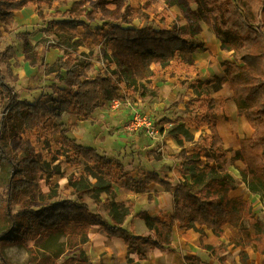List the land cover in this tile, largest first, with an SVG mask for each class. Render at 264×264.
I'll use <instances>...</instances> for the list:
<instances>
[{
	"label": "trees",
	"instance_id": "obj_1",
	"mask_svg": "<svg viewBox=\"0 0 264 264\" xmlns=\"http://www.w3.org/2000/svg\"><path fill=\"white\" fill-rule=\"evenodd\" d=\"M71 1L0 0V20L12 22L17 12L30 6L56 9L54 14H47L52 18L47 20L48 26L70 38L94 42L97 37L105 36V45L111 48L113 55L132 66L134 77L129 73L128 85L135 87L143 98L159 95L158 88L151 86V83L150 87L145 85L154 76L152 64L168 68L178 62L187 67L190 73L194 53L203 49L196 38L198 33L193 15L190 16L192 23L184 26L175 24L171 29L163 30L152 26L137 28L133 26L134 21L146 14L122 1L114 0L116 8L109 9L102 6V0H76L71 9L65 12L59 10L60 6L68 5ZM206 6L208 10L203 20L210 30L217 37L224 34L237 38L241 43V47L235 50V63L223 77L213 80L198 78L191 85L194 96L187 108L199 107L196 116L198 124L207 125L211 135L204 136L199 143L195 142V153L181 164L180 173L184 181L175 189L167 178H162L156 172L143 173L144 180L139 182L126 172L120 176L124 188L139 193H147L150 183H157L173 192L174 215L169 221L153 218L145 212L138 214L137 217L153 232L151 236H134L123 228L133 214V206L117 204L111 176L97 171L99 168L104 171L105 167L112 165V159L106 154L79 144L61 124L59 134L63 154L59 156H66L70 164L81 165L85 162L94 168H87L79 177H68L76 200L55 201L58 186H51L50 191L44 193L39 185L46 174L42 156L29 141L21 138L26 132L43 130L53 119L61 118L62 112H72L77 118L87 119L102 105V99L110 101L117 96L123 83L122 77L114 78L106 74L91 78L88 74L90 64L81 65L77 75L68 73L74 79L76 90L69 92L53 86L57 99L51 97V105L48 106L42 99L36 103L19 100L6 84L0 70V99L4 102L8 117L7 120H0V170L5 181V191L0 192V264H17L8 253L12 248L26 251L28 260L22 264H89L84 247L94 225L102 226L109 236L123 239L129 255L136 254L140 260H145L146 253L141 251V244L162 251L172 250L171 232L175 224L201 234L205 233L206 228L222 236L224 226H239L248 220L255 229V238L247 230L241 235L247 243L256 242L259 251L264 254V222L256 218L250 202L230 196L235 180L227 169L229 151L225 149L219 133L212 102V91L219 84L229 83L240 114L248 118L254 130L251 138L240 141L241 148L232 161L239 160L246 166L240 170L242 181L252 193L261 196L264 204V0H206ZM84 16L95 20L100 18L103 25L92 30L82 20ZM80 28L84 30L83 35L79 32ZM223 47L226 48V45L223 44ZM113 65L112 62L109 68ZM113 74L117 75V72ZM171 124L173 128L169 134L179 145L182 146L183 140L194 142V136L184 123ZM11 139L19 140L20 152L11 146ZM90 177L96 182H90ZM88 192H92L96 202L100 201L101 194L108 196L104 208L113 224L106 223L100 215L91 212L83 199ZM14 205L20 206L21 210L14 213ZM70 252L72 255L65 258ZM241 259L244 264L245 257ZM187 261L193 264L194 259L187 258ZM128 264L140 263L129 256Z\"/></svg>",
	"mask_w": 264,
	"mask_h": 264
},
{
	"label": "rangeland",
	"instance_id": "obj_2",
	"mask_svg": "<svg viewBox=\"0 0 264 264\" xmlns=\"http://www.w3.org/2000/svg\"><path fill=\"white\" fill-rule=\"evenodd\" d=\"M119 1L124 2L125 5L133 9H149V12L146 13L148 16L147 18H141L139 22H137V25L134 21L133 26L137 28L152 26L157 30L171 29L175 23L180 25L192 23L189 17L190 14L194 15V27L198 33L196 38L202 42L203 45V49L198 50L199 53L210 55V60L218 63L225 69V72L235 63L234 52L241 47V43L237 38L228 37L224 34L217 37L211 32L210 28L203 20L208 10L206 0H187L185 3L186 11L178 16H171V14L165 13V11L162 10V6L151 7V2L148 0ZM113 2L114 0H102L101 3L105 8L115 9L116 5ZM115 2H118V0ZM72 4L73 2L69 3L67 6H60L59 10L61 12L69 10ZM190 5L193 10L190 9ZM123 10L124 9H122L121 12H123ZM55 12L56 9L54 8L48 9L47 7L38 8L32 6L27 8L24 12L16 13L12 22H3L0 20V70L6 84L12 88L19 100H28L29 102L36 103L38 100L42 99V101L48 103V106H50L51 97L57 99V96L53 93L52 87L57 86L69 92L75 91L74 79L68 75V73L71 72L77 75L81 70V65L90 64L88 71L90 73L89 77L91 78L104 76L106 74H111L114 78H116V76L122 77L123 83L120 84L119 89L121 93H117V96L110 102L115 103L116 100H130V103L134 105L141 100H145L148 104L147 106H155V101H157L158 96H148L146 98L140 96L141 100L131 96L132 93L135 92V87H129L127 76L130 73L131 77H134L133 68L129 62L113 55L111 48L105 45V36L97 37L93 42L90 39L70 38L65 35H60L47 24V20L52 19L48 17L47 14H54ZM84 17L85 18L82 20L87 22L92 30L96 26L103 25V21L100 18L95 20L91 19L90 16ZM151 17L153 19H151ZM168 17H170L169 20ZM56 20L58 19L56 18ZM107 30L108 29L104 31L105 34ZM79 32L83 35V28H80ZM210 38H212V40ZM223 44L226 45V48L223 47ZM209 51L210 53L207 54ZM112 62L114 65L110 69L109 65H111ZM171 68L172 69H169L175 71L173 74L177 75L178 80L175 86L176 90L173 92L171 89L174 100H172L168 110L164 109L162 112L156 111L155 122L159 128H163L168 122L176 124L184 123L186 128L194 136V142L183 140L182 146L177 142V150H179L177 156L179 159L181 158V162L183 163L187 160L188 155L195 153V142H201L202 138L211 135V132L207 125L203 123L198 124L196 116L198 111H200L199 107L194 106V108L190 110L187 108V104L194 96L191 85L197 80V76L200 75L196 65L192 68L190 67L191 75L188 74L186 70L187 67L185 66L173 65ZM113 72H117V75H114ZM145 85L147 86L148 84L145 83ZM224 87V84H219L218 87L212 91V102L218 106V111H221V108L224 109V116L219 114L220 117L218 119L222 132H229V120L227 111H225L229 99L224 95L229 88ZM236 105L240 113L239 105L237 103ZM169 114H171V118L168 117ZM70 115L71 117L76 116L72 112ZM7 118L4 102L2 103L0 99V120H7ZM73 120L74 125L71 126ZM82 120L83 119L80 118H70L65 115V123L63 122V117L55 118L42 131L26 132L21 136L24 141H29L34 150L42 156V163L46 174L43 176V180L40 181L39 185L43 192L48 193L51 186H58V197L55 201L76 200L77 196L74 194L73 188L69 185L68 177L70 175L79 177L81 174H84L87 168H94L92 164L89 165L85 162L81 165L70 164L66 156H59V154H63L59 127L61 124H64L66 128L77 127L78 121ZM55 128H58V130H55ZM171 128L168 132H170ZM57 133L59 135H57ZM231 135L234 139L239 137L234 131L231 132ZM153 139L156 138H151V140ZM10 144L17 152L21 151V144L18 139H11ZM132 151H129V153L126 152V156H134L135 152L133 151L134 153H132ZM153 154L156 158H159L162 153L155 151ZM70 156H73L72 153H70ZM112 161V165L105 167L104 171L100 168L97 171L105 175H110L114 183L120 180L121 174L125 172V167L120 159L114 158ZM239 178L242 181L241 174H239ZM4 182V177L0 170V192L2 193L5 191ZM90 182L95 183L96 180L90 177ZM234 184H236V181ZM249 193L258 196V203L254 205V212L256 216L264 222V204L262 203L261 196L251 191H249ZM233 195H236V193H233ZM83 199L89 206L95 204H97L98 207L101 206V202H96L92 198V192L85 193ZM93 208L96 209L97 207L93 206ZM12 210L14 213H17L21 210V207L14 205ZM99 210H102V208ZM8 253L17 264H22L28 260L26 251L21 248H12L8 250ZM71 255V252L67 253L65 258ZM61 261L62 259L59 263Z\"/></svg>",
	"mask_w": 264,
	"mask_h": 264
},
{
	"label": "crops",
	"instance_id": "obj_3",
	"mask_svg": "<svg viewBox=\"0 0 264 264\" xmlns=\"http://www.w3.org/2000/svg\"><path fill=\"white\" fill-rule=\"evenodd\" d=\"M75 1L72 0L71 2L74 3ZM148 1L151 2V7L162 6V10L165 13L171 14V16H178L186 11L185 3L187 0ZM26 9L19 11V13L24 12ZM138 9L142 10L145 14L149 12V9L146 10V8H137L135 10ZM190 9L193 10L191 5ZM147 17L146 14L142 19ZM140 19L135 20L136 25ZM151 19L153 18L151 17ZM169 19L170 17H168ZM175 24L179 26L187 25ZM211 32L213 33L212 30ZM210 39L212 40V38ZM210 58V55L200 54L198 50L194 53V65L192 67L196 65L199 71L200 75L197 76V79L213 80L216 77L224 76L225 69L215 61H211ZM177 63L174 62L171 66L180 65ZM171 66L162 68L156 64L151 65L154 76L150 82L146 81L145 83L148 84V87H150L151 83V86L159 89L158 99L155 101L154 107L147 106L148 104L145 100H141L140 94L137 91L132 93L131 96L141 101L134 105L130 103V100H116L115 103H112L110 102L111 100L102 99V105L89 115L88 119L78 121L77 127H65L68 130V134L81 145L93 147L98 153L106 154L111 159H120L125 167L124 171L129 173L138 182L144 180L143 173L156 172L162 178H167L175 189L181 181H184V178L179 173L182 160L177 156L179 154L177 141L168 132L172 127L171 122L160 128V136L153 140L143 132L132 135L126 134L121 129L128 120L131 107L138 106L149 111L154 119L156 111L162 112L164 109H169L172 100H174L172 90L173 92L176 90L175 86L178 81L177 75L173 74L175 71L170 70L172 69ZM88 74L90 75V73ZM188 74L191 75L190 73ZM224 86V88H229L224 94L229 99L227 108L225 109L229 120V132H222L218 119L220 115L224 116V109L221 108V111H218V106L214 102L213 104L215 105L217 114L219 133L225 149L229 151L227 155V169L236 181L230 196L232 198L241 197L250 202L254 212V205L258 203V196L249 193L250 190L239 178V174H241L240 170H244L246 166L239 160L232 161L236 156L235 153L237 154V151L241 148L240 141L251 138L254 130L248 118L239 113L230 84L226 82ZM118 93H121V90ZM70 113H61L64 123L65 115L70 118H77L76 116L71 117ZM170 115L168 116L169 118H171ZM72 125H74V120L71 122ZM55 130H58V128H55ZM35 131L39 132L42 130ZM232 131L239 137L234 139L231 135ZM57 135L59 134L57 133ZM131 149L135 152L134 156H126V152L129 153V151H132ZM133 151L132 153H134ZM155 151L162 153L161 157L156 158L153 154ZM113 188L115 192L114 200L117 204L124 203L133 206V214L123 224V228L134 236L146 237L153 235V232L149 230L146 223L137 217L138 214L145 212L153 218H160L164 221H169L174 215L173 192L168 191L162 185L150 183L147 193H139L135 190L124 188L122 181L118 180L113 183ZM233 193H236V195H233ZM107 198L106 194H101L99 201L101 202V206L98 207L97 204L93 205L98 209L93 208L92 205L89 207L92 213L100 215L106 223L113 224L104 208ZM100 208L102 210H99ZM256 218L258 217L256 216ZM204 230L205 233L201 234L194 229H184L179 224H175L171 232L172 250L162 251L141 244L140 249L146 253V259L140 260L136 254L129 255V250L123 239L117 236H109L102 226L94 225L89 231V240L84 250L89 259V264H128L129 256L140 264H191L187 261V258L194 259L193 264H243L242 256L245 257L244 264H264V254L259 251L256 242L247 243L241 235L247 230L251 233L252 238H255V229L249 224L248 220L243 221L239 226L231 224L224 226L222 236H218L212 230L206 228Z\"/></svg>",
	"mask_w": 264,
	"mask_h": 264
},
{
	"label": "built area",
	"instance_id": "obj_4",
	"mask_svg": "<svg viewBox=\"0 0 264 264\" xmlns=\"http://www.w3.org/2000/svg\"><path fill=\"white\" fill-rule=\"evenodd\" d=\"M128 120L121 127L126 134L136 135L140 132L145 133L148 137L158 138L161 130L157 126L152 114L141 107H131Z\"/></svg>",
	"mask_w": 264,
	"mask_h": 264
}]
</instances>
